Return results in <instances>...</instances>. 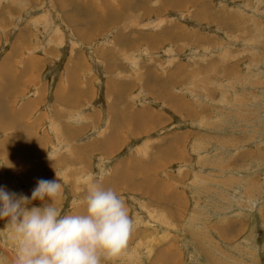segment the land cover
<instances>
[{
    "label": "rangeland",
    "instance_id": "374dc122",
    "mask_svg": "<svg viewBox=\"0 0 264 264\" xmlns=\"http://www.w3.org/2000/svg\"><path fill=\"white\" fill-rule=\"evenodd\" d=\"M55 169L135 220L102 264H264V0H0V187Z\"/></svg>",
    "mask_w": 264,
    "mask_h": 264
},
{
    "label": "clouds",
    "instance_id": "9594fccd",
    "mask_svg": "<svg viewBox=\"0 0 264 264\" xmlns=\"http://www.w3.org/2000/svg\"><path fill=\"white\" fill-rule=\"evenodd\" d=\"M55 175L39 179L30 198L0 187V219L16 249L13 264H102L121 257L136 227L124 199L97 180L87 189L84 211L62 215L56 206L61 173L55 169ZM37 200L41 206L29 207Z\"/></svg>",
    "mask_w": 264,
    "mask_h": 264
}]
</instances>
